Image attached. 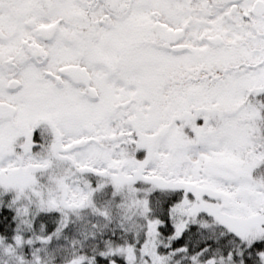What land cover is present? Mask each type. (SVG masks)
<instances>
[{
	"label": "snow or ice",
	"instance_id": "obj_1",
	"mask_svg": "<svg viewBox=\"0 0 264 264\" xmlns=\"http://www.w3.org/2000/svg\"><path fill=\"white\" fill-rule=\"evenodd\" d=\"M0 264H264V0H0Z\"/></svg>",
	"mask_w": 264,
	"mask_h": 264
}]
</instances>
